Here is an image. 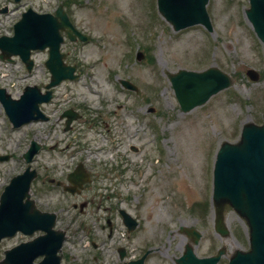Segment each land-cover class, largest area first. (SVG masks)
Here are the masks:
<instances>
[{
  "label": "rangeland",
  "instance_id": "374dc122",
  "mask_svg": "<svg viewBox=\"0 0 264 264\" xmlns=\"http://www.w3.org/2000/svg\"><path fill=\"white\" fill-rule=\"evenodd\" d=\"M59 4L88 36L85 43L66 38L61 48L66 62L78 66L79 77L55 87L53 100L41 106L48 121L13 128L0 104V156H9L0 162V195L11 178L26 169L22 155L35 141L42 148L31 164L38 172L31 195L43 211L63 209L58 221L67 233L62 264H86L85 257H73L85 253L90 254L88 264H122L116 248L126 241L125 229L117 213L111 245L115 249L107 255L98 248L102 254L97 260L93 257L98 250L87 233L98 244L108 241L109 231L102 230L101 224L109 213L90 208L80 215L87 220L83 226L74 219L72 205L82 203L85 195L91 197L94 186L100 204L109 205V194L116 195L114 204L126 199L127 210L142 218L146 237L160 246L149 264H177L188 242L179 232L181 226H195L203 233L195 248L199 257L225 248L219 264H228L236 250L248 251L246 222L232 209H226L231 235L220 238L215 233L211 195L221 143L237 142L246 123L264 124V46L245 17L249 1L209 0L206 8L213 26L209 33L202 25L175 32L159 14L157 0H0V10L8 7V12L0 13V37L13 35L14 24L28 9L54 13ZM138 52L144 54L142 60L137 59ZM32 59L30 73L19 57L0 59V88L13 98H19L26 86L44 91L50 80L45 67L48 50L33 52ZM210 67L227 74L232 85L184 113L168 74ZM250 70L259 74L257 81L248 75ZM120 80L129 81L138 91L123 88ZM67 108L82 115L68 130L60 118ZM103 145L106 155L96 151ZM79 164L95 176L84 195L63 194L52 186L51 180L68 185V174ZM166 209L176 217L173 222ZM160 210L164 213L160 218L153 215ZM29 239L18 234L2 240L0 260L7 249ZM80 241L84 249L77 244Z\"/></svg>",
  "mask_w": 264,
  "mask_h": 264
},
{
  "label": "water",
  "instance_id": "95a60500",
  "mask_svg": "<svg viewBox=\"0 0 264 264\" xmlns=\"http://www.w3.org/2000/svg\"><path fill=\"white\" fill-rule=\"evenodd\" d=\"M19 2L20 0H15ZM250 8L246 16L252 24L258 38L264 44V0H249ZM159 12L173 26L175 31L202 24L213 30L206 10L208 0H157ZM7 12V8L2 13ZM13 37H0L2 59H10L19 55L27 65L33 67L31 52L37 49L49 48L50 58L47 67L51 71L52 80L48 88L59 84L64 79H75L76 67L64 64V54L60 52L65 31L70 40L87 38L78 32L62 6L55 15L38 14L32 9L23 13L22 18L14 26ZM142 57V55L140 54ZM248 75L253 80L259 76L254 71ZM176 97L184 112H189L197 106L205 104L209 98L228 88L231 78L217 68L204 72L180 70L169 75ZM127 88L131 84L122 81ZM51 92L43 95L36 87H26L19 99H13L5 89H0V102L7 116L14 125H21L37 119H45L39 105L49 101ZM72 118H70L69 122ZM68 122V123H69ZM39 146L34 144L24 154L26 162H31ZM8 157H0L7 160ZM35 171L28 167L23 175L12 179L6 187L0 201V241L12 237L17 232L32 235L36 231L45 232L31 241L21 243L5 252V258L0 264H36V259L44 258L37 264H60L61 250L65 233L55 231V215L42 213L30 200L29 190ZM73 181V178H71ZM212 202L215 206V229L223 237L230 235L225 223L224 211L227 205L234 209L249 226L250 250H237L229 264H264V125L248 123L243 126L241 138L237 143L224 142L220 146L213 171ZM126 215L125 222H132ZM193 242L199 243L201 235L192 230ZM225 253L222 249L216 256L198 258L192 246L179 259V264H217Z\"/></svg>",
  "mask_w": 264,
  "mask_h": 264
},
{
  "label": "flooded vegetation",
  "instance_id": "af4514ba",
  "mask_svg": "<svg viewBox=\"0 0 264 264\" xmlns=\"http://www.w3.org/2000/svg\"><path fill=\"white\" fill-rule=\"evenodd\" d=\"M86 192L85 189H83L79 194L77 195H84ZM89 195H85L84 197H87L82 203L80 204H73V210L75 212L74 219L79 220L81 224L86 223V218H81L80 215H84L86 213H89L90 208H96V209H104L109 212V216L106 217V224H101V229H106L108 227L109 229V235L106 237L108 241H102L100 244L96 243L95 240L91 242V246L98 250V248H103L105 251H107V255H109V249L113 248L112 243H113V232H114V217L115 213H117V216L119 219H121V213L120 210L121 208L117 205L114 204V199L115 196L109 194V205H102L100 204L101 202V195L98 192V189L94 188L93 189V194L91 197H88ZM97 199V200H96ZM127 204V209L129 206V202L125 199L121 200V204ZM60 211H63V209H60ZM58 208V217L61 215ZM173 222V220L176 218L174 214L172 213L171 210L166 209L164 212ZM164 213L160 211H154L153 215L156 217H161L164 215ZM112 216V217H111ZM62 217V216H61ZM133 218L137 222V226L134 231H129V228L124 225V236H125V242L122 244V247L116 248V252H120L122 250L124 257H121L119 255V259L121 260L122 264H135L137 261H142L144 264H149V260L154 259L156 257V253L160 251V246H156L155 241L153 240L151 242V238H147L145 235V230L143 228L144 222L142 221V218L134 213ZM98 222H101L102 218L100 217H93ZM66 228H69L67 226ZM135 232H138V235H134ZM165 232V230H163ZM151 233L152 232V227H151ZM89 240L91 239V235H89ZM75 244V243H74ZM80 245L81 249H84V246H81V241L77 243ZM100 245V246H99ZM102 253L100 250L94 252V257L93 260H97L98 256H100ZM89 253L85 254H80V255H73V257L82 259L84 258L86 260V264H88L89 261Z\"/></svg>",
  "mask_w": 264,
  "mask_h": 264
}]
</instances>
